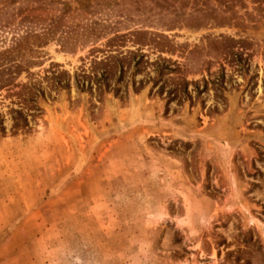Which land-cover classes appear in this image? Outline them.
Instances as JSON below:
<instances>
[{
    "label": "rangeland",
    "instance_id": "obj_1",
    "mask_svg": "<svg viewBox=\"0 0 264 264\" xmlns=\"http://www.w3.org/2000/svg\"><path fill=\"white\" fill-rule=\"evenodd\" d=\"M119 1L103 17L120 18L127 37L108 66L94 68L107 52L92 45L44 47L33 80L46 85L54 62L72 84L41 100L29 132L12 133L18 98L0 93V264H264V22L256 4L235 6L239 25L197 29L186 25L199 16L196 0H141L139 10ZM152 33L167 38L152 44ZM106 40L95 46L107 49ZM104 68L103 93L77 88L73 75ZM221 76L222 88L214 83Z\"/></svg>",
    "mask_w": 264,
    "mask_h": 264
},
{
    "label": "trees",
    "instance_id": "obj_2",
    "mask_svg": "<svg viewBox=\"0 0 264 264\" xmlns=\"http://www.w3.org/2000/svg\"><path fill=\"white\" fill-rule=\"evenodd\" d=\"M211 1L213 0H196V6L199 7L196 12L199 16L195 18V23L186 22V25L199 29L211 22L216 25L240 24L238 22L240 17L234 8L240 2L242 3V0H216L218 4L210 6ZM252 1L256 4L254 9L257 10L259 19L264 22V0ZM132 3L136 10L140 9L141 0H133ZM188 3L189 1L185 5ZM121 4L119 0H0V43H2L0 45V93L6 90L7 96L18 98L16 102L18 107H12L9 110L13 120L12 133L16 134L23 130L29 132L28 117L31 116L32 120H35L39 116L42 111L41 100L45 99L47 95H51L52 91L60 92L71 87L72 75L67 70H59L60 65L54 62L47 69L50 74L44 77L46 85L43 81L33 80L35 73L31 71V68L43 63L41 58L45 55L44 47L55 40L60 44L62 50L74 53L80 48L92 45L90 50L92 52L97 50L107 52L100 61L93 60L94 68L99 65L108 66L109 60H112L113 57L116 58L111 53L113 47L118 45V41L125 40L127 35L119 33L118 27L122 23L120 18L113 20L103 16L106 15V12L111 14L116 12L117 7ZM29 9L30 11L54 9L59 13H54L50 17L26 14ZM102 12L105 14H101ZM71 13L78 15L100 13L101 15L97 18H89L85 22H78L69 21L68 15ZM248 15H250V19L254 18L252 13ZM119 16L130 18L129 15L123 17L122 14H119ZM137 32L148 34L144 30ZM152 34L154 35L152 44L161 45V38H167L166 35ZM157 36L160 37L159 40H157ZM103 38H107L105 43L107 49L95 46ZM227 41L232 40L227 39L219 42L226 43ZM165 67L164 64L157 65V68L160 69V76H163ZM23 73L26 74L28 80L18 81ZM95 73L96 75L94 74L93 77L86 73L73 75L77 88L81 91H92L96 85L98 92L103 93V87L108 85L109 69H102L100 75H97V71ZM160 76L156 78V81L161 79ZM223 78L221 76L214 83L218 87H224ZM183 81L185 85L188 83L184 79ZM0 125L1 131L4 133L2 115H0Z\"/></svg>",
    "mask_w": 264,
    "mask_h": 264
}]
</instances>
